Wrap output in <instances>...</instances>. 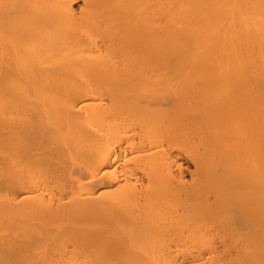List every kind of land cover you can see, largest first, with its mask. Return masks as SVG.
Instances as JSON below:
<instances>
[{
  "label": "bare ground",
  "instance_id": "bare-ground-1",
  "mask_svg": "<svg viewBox=\"0 0 264 264\" xmlns=\"http://www.w3.org/2000/svg\"><path fill=\"white\" fill-rule=\"evenodd\" d=\"M0 264H264V0H0Z\"/></svg>",
  "mask_w": 264,
  "mask_h": 264
}]
</instances>
